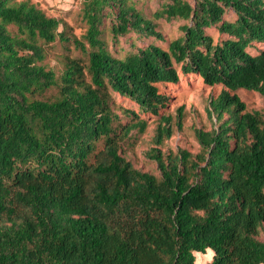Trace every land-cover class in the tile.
Returning a JSON list of instances; mask_svg holds the SVG:
<instances>
[{"label": "trees", "instance_id": "1", "mask_svg": "<svg viewBox=\"0 0 264 264\" xmlns=\"http://www.w3.org/2000/svg\"><path fill=\"white\" fill-rule=\"evenodd\" d=\"M161 1L147 17L137 0H84L77 38L30 0H0V264H195L207 250L208 264H264V116L236 94L264 97V49L247 52L264 45V0ZM158 20L185 22L167 51H108L107 21L114 40H162ZM55 42L87 63L67 55L57 73L44 62ZM175 66L220 88L196 153L162 150L173 125L157 85L179 81ZM111 93L159 117L144 153L155 172L128 154L147 122L121 109L122 125Z\"/></svg>", "mask_w": 264, "mask_h": 264}, {"label": "rangeland", "instance_id": "2", "mask_svg": "<svg viewBox=\"0 0 264 264\" xmlns=\"http://www.w3.org/2000/svg\"><path fill=\"white\" fill-rule=\"evenodd\" d=\"M36 4L49 17L62 20L70 26V31L77 38H82L87 26L82 19L81 7L84 0H30ZM191 1V0H189ZM162 4L161 0H137V8L147 17H150ZM225 21L232 22L235 16L231 11H226L223 16ZM157 30L162 33L163 39L138 38L133 33L125 37H119L114 40L109 33V23L107 21L104 27L103 39L107 44L108 51L115 57H124L128 53L135 52L137 49H144L148 45H156L163 50H168V44L181 36L179 27L184 24L183 21L166 22L158 20ZM207 34L213 38L214 43H221L229 37L218 33L215 27L208 28ZM264 49L263 44L253 43L247 52L251 55H257ZM46 56L44 62L54 68L56 72L61 68V61L64 56H70L79 59L83 64L87 63V58L79 50H76L72 44H61L55 42L45 45ZM178 72L179 81L176 84L157 85L159 91L168 97L165 107L160 109V114L169 115L172 118L173 135L167 140L162 150L177 147L185 148L192 153L199 150L196 140L195 130H209L212 122L206 114L209 97L217 95L220 88L216 86L210 88L203 84L200 77L196 74L183 75L179 66H175ZM236 94L245 103L246 109L252 112H259L264 116V97L259 93L245 90H238ZM114 110L119 116V122L124 125L129 122V118L121 113V109L134 112L140 119L147 122L145 132L141 135H135L130 139L133 143L128 147V154L136 168L144 171L155 172V164L146 159L144 153L149 150L152 144V136L158 124V116L149 113H142L138 106L127 98L121 97L116 93H111ZM182 108L181 129L176 128L177 111ZM212 252L207 250L205 254L195 253V264H208L212 258ZM205 256V257H204ZM208 262V263H207Z\"/></svg>", "mask_w": 264, "mask_h": 264}, {"label": "bare ground", "instance_id": "3", "mask_svg": "<svg viewBox=\"0 0 264 264\" xmlns=\"http://www.w3.org/2000/svg\"><path fill=\"white\" fill-rule=\"evenodd\" d=\"M205 257V256H204ZM208 263V262H207Z\"/></svg>", "mask_w": 264, "mask_h": 264}]
</instances>
